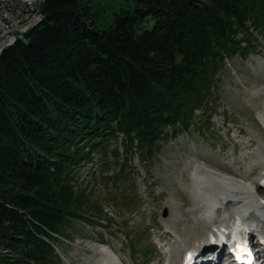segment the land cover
Wrapping results in <instances>:
<instances>
[{
    "label": "trees",
    "instance_id": "16d2710c",
    "mask_svg": "<svg viewBox=\"0 0 264 264\" xmlns=\"http://www.w3.org/2000/svg\"><path fill=\"white\" fill-rule=\"evenodd\" d=\"M124 1L104 29L98 0H45L0 54V264H62L52 242L82 219L72 174L110 139L148 153L187 128L225 57L250 48L247 24L264 29V0Z\"/></svg>",
    "mask_w": 264,
    "mask_h": 264
},
{
    "label": "rangeland",
    "instance_id": "374dc122",
    "mask_svg": "<svg viewBox=\"0 0 264 264\" xmlns=\"http://www.w3.org/2000/svg\"><path fill=\"white\" fill-rule=\"evenodd\" d=\"M98 1L101 7L92 9L95 23L108 29L114 24L113 13L126 8L125 1ZM258 15L254 24L264 22V10ZM247 26L252 33L250 48L225 57L187 128L180 127L177 135L168 132L148 153L134 148L126 154L121 136L110 139L72 174L75 197L68 211L82 219H70L66 237L52 242L62 264H84L92 249L103 246H109L122 264H159L161 257L169 264L163 252L176 246L160 235L167 236L162 223L173 214L169 204L184 209L188 203L178 184L180 174L188 173L183 171L184 161L199 157L216 165L230 164L240 139L235 138L238 130L241 157L257 147L264 152V129L256 113L264 108V96L256 94L264 90V29ZM250 93L252 98L247 97ZM256 95L262 104L258 99L259 107L253 108ZM249 139L260 145L246 148L243 140Z\"/></svg>",
    "mask_w": 264,
    "mask_h": 264
},
{
    "label": "bare ground",
    "instance_id": "6f19581e",
    "mask_svg": "<svg viewBox=\"0 0 264 264\" xmlns=\"http://www.w3.org/2000/svg\"><path fill=\"white\" fill-rule=\"evenodd\" d=\"M43 18V15L37 16L18 34L14 35L11 41L1 42L0 54L6 47L14 44L18 38H21L35 27ZM250 94L247 95L248 98L250 96L252 98L253 94ZM256 94L259 97L264 96V90H262V93L257 92ZM257 95L255 98L258 97ZM258 99L252 101L253 108L258 104L256 103ZM262 109L257 110L256 113L257 120L264 129V108ZM239 131L241 130H238L235 136V138H240L234 144L233 154L235 158L230 161V164L216 165L199 157L184 161L182 168L183 171L185 170L188 173L180 174L178 184L188 203L184 209H181L183 207H179L178 204H169V211L173 214L172 216L167 215L168 217L165 220L163 219L162 223L165 227L163 232L165 231L167 236L160 235L162 239L170 238L176 246V250H178L177 254L170 255L169 264H187L193 254L196 258L194 264H218L221 257H224V260H220L219 264L224 263V261H226V264H237L231 253L223 247L221 237L223 232L228 229L230 231L228 237H235L236 239H239L241 234L248 233L249 224L242 221L246 217V211L242 209L241 202L251 208L259 207L262 210V217L256 218L253 216L252 222L259 227L264 235V152L261 149L262 147H257L253 148L254 150L250 154L241 157L242 149H239L238 146L243 144L239 143L242 140ZM243 142L246 148L260 145L257 141L256 145L253 139H249L247 143L246 140H243ZM184 175L185 179L183 178ZM261 195L262 197H260ZM224 200H226L228 207L235 205L230 203L240 201L235 209H231L230 219L227 220L224 215H217L218 219L214 220L215 222L213 221L212 224L207 222L210 208L214 207L219 201ZM250 207L245 208L252 211ZM177 214L184 215V218H178ZM219 222L222 224L214 225V223ZM187 251L188 255L183 254ZM165 252L163 254L166 255ZM182 257H184V260L180 261ZM84 264H122V262L115 256L109 246H106V248L103 246L92 249L89 259ZM159 264H166L165 258L162 259L161 257Z\"/></svg>",
    "mask_w": 264,
    "mask_h": 264
},
{
    "label": "built area",
    "instance_id": "2783aa9c",
    "mask_svg": "<svg viewBox=\"0 0 264 264\" xmlns=\"http://www.w3.org/2000/svg\"><path fill=\"white\" fill-rule=\"evenodd\" d=\"M45 0H0V44L11 41L37 16L43 15Z\"/></svg>",
    "mask_w": 264,
    "mask_h": 264
},
{
    "label": "water",
    "instance_id": "95a60500",
    "mask_svg": "<svg viewBox=\"0 0 264 264\" xmlns=\"http://www.w3.org/2000/svg\"><path fill=\"white\" fill-rule=\"evenodd\" d=\"M164 216H165V214H164Z\"/></svg>",
    "mask_w": 264,
    "mask_h": 264
}]
</instances>
